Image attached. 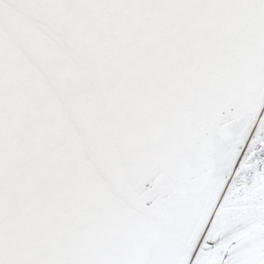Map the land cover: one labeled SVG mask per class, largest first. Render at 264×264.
<instances>
[{"label": "snow or ice", "instance_id": "6c2138e0", "mask_svg": "<svg viewBox=\"0 0 264 264\" xmlns=\"http://www.w3.org/2000/svg\"><path fill=\"white\" fill-rule=\"evenodd\" d=\"M0 264H264V0H0Z\"/></svg>", "mask_w": 264, "mask_h": 264}]
</instances>
